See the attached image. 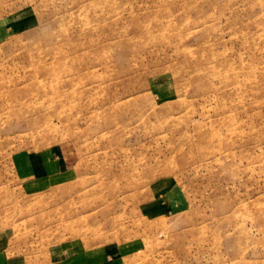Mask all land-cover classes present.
Wrapping results in <instances>:
<instances>
[{"label":"rangeland","instance_id":"1","mask_svg":"<svg viewBox=\"0 0 264 264\" xmlns=\"http://www.w3.org/2000/svg\"><path fill=\"white\" fill-rule=\"evenodd\" d=\"M0 264H264V0H0Z\"/></svg>","mask_w":264,"mask_h":264}]
</instances>
